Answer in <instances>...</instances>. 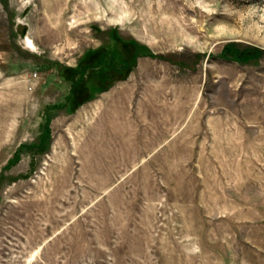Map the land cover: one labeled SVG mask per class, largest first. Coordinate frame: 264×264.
<instances>
[{
  "label": "rangeland",
  "instance_id": "rangeland-1",
  "mask_svg": "<svg viewBox=\"0 0 264 264\" xmlns=\"http://www.w3.org/2000/svg\"><path fill=\"white\" fill-rule=\"evenodd\" d=\"M0 264H264V0H0Z\"/></svg>",
  "mask_w": 264,
  "mask_h": 264
},
{
  "label": "trees",
  "instance_id": "trees-1",
  "mask_svg": "<svg viewBox=\"0 0 264 264\" xmlns=\"http://www.w3.org/2000/svg\"><path fill=\"white\" fill-rule=\"evenodd\" d=\"M229 54H231L230 52H229ZM235 54V51L233 52V56H235V57H237V58H239V56H237V55H234ZM130 65V64H129ZM129 70V68L127 67L126 68V72H125V74L124 75H122L120 78H124L125 76H126V73H127V71ZM104 76H106V75H104ZM97 90H103L104 89V87H97L96 88ZM86 90L87 89H85V88H82V86H81V84H79V85H76L75 87H74V98H73V102H72V105L71 106H73V109H74V107L75 106H77V104H79L82 100H85V99H87L89 96L86 94ZM86 94V95H85Z\"/></svg>",
  "mask_w": 264,
  "mask_h": 264
}]
</instances>
